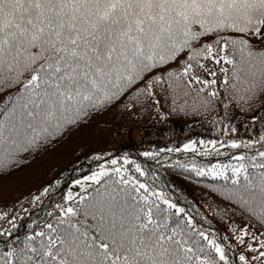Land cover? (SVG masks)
Here are the masks:
<instances>
[{
	"label": "snow or ice",
	"instance_id": "6c2138e0",
	"mask_svg": "<svg viewBox=\"0 0 264 264\" xmlns=\"http://www.w3.org/2000/svg\"><path fill=\"white\" fill-rule=\"evenodd\" d=\"M18 85L0 113L3 174L113 108L215 113L218 138L139 152L151 165L87 156L0 208V264H264V0H0V91ZM166 172L223 178L206 186L228 202L213 210L228 234Z\"/></svg>",
	"mask_w": 264,
	"mask_h": 264
},
{
	"label": "trees",
	"instance_id": "16d2710c",
	"mask_svg": "<svg viewBox=\"0 0 264 264\" xmlns=\"http://www.w3.org/2000/svg\"><path fill=\"white\" fill-rule=\"evenodd\" d=\"M18 88L19 85L0 91V113L4 111L6 103L11 107L12 102L8 101V96L16 93ZM164 110L168 111L167 105ZM214 116L215 113H212L205 119L204 116H185L181 113L170 114L166 120H162L152 110L143 113L138 110L135 115H130L119 108L100 113L87 125L70 130L55 145L42 147L39 151L22 153L20 166H13L7 174L0 173V208L22 199L29 192H34L40 185L57 178L63 172L75 175L71 172L72 167L79 166L87 156L94 153L112 152L114 155L128 153L131 158L151 165L152 161L138 156V153L154 147L159 149L167 146H182L189 138H218L212 123ZM2 119L3 116L0 115V120ZM238 129V135L244 138L257 135L255 131L246 132L239 124ZM241 151L244 150H232L234 154H239ZM172 158L185 159V156L176 154ZM188 158L190 159L191 155ZM197 160L201 163L227 162L225 157H197ZM84 167H88L87 163ZM162 178L170 184L169 191L179 198L182 206H190L193 211L199 208L212 221L213 229L220 231L221 234H228L227 219L222 220L213 211L224 208L228 202L219 193L212 192L206 186L210 183L223 185V178L213 180L211 177H206L200 178L197 182L173 172H166ZM230 183L229 180L228 184Z\"/></svg>",
	"mask_w": 264,
	"mask_h": 264
},
{
	"label": "rangeland",
	"instance_id": "374dc122",
	"mask_svg": "<svg viewBox=\"0 0 264 264\" xmlns=\"http://www.w3.org/2000/svg\"><path fill=\"white\" fill-rule=\"evenodd\" d=\"M76 190H78V189H76Z\"/></svg>",
	"mask_w": 264,
	"mask_h": 264
}]
</instances>
